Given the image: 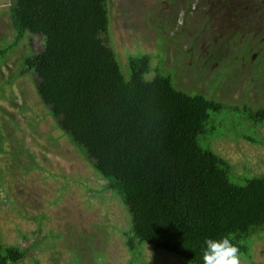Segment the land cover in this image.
Instances as JSON below:
<instances>
[{"label":"rangeland","instance_id":"rangeland-1","mask_svg":"<svg viewBox=\"0 0 264 264\" xmlns=\"http://www.w3.org/2000/svg\"><path fill=\"white\" fill-rule=\"evenodd\" d=\"M12 2L0 0V51L6 52L0 55V242L27 250L17 264H129L132 255L121 236L126 211L56 127L34 78L15 77L21 60L38 52L42 41L25 36L14 45ZM263 5L107 0L108 43L122 75L129 77V56L149 54L146 80L160 65L176 88L222 102L225 111L207 124L215 136L209 146L241 177L264 175V121L255 126L239 116L244 107L264 109ZM140 261L185 264L147 245ZM239 264H264V233L253 242L251 263Z\"/></svg>","mask_w":264,"mask_h":264},{"label":"trees","instance_id":"trees-1","mask_svg":"<svg viewBox=\"0 0 264 264\" xmlns=\"http://www.w3.org/2000/svg\"><path fill=\"white\" fill-rule=\"evenodd\" d=\"M9 17L14 45L25 36L42 41L15 77L34 78L56 127L126 211L129 264L141 262L145 245L203 264V240L222 235L251 263L253 242L264 233V175L235 176L210 149L215 136L207 124L224 104L176 88L160 65L146 80L149 54L128 57L126 79L108 43L107 0H13ZM241 113L255 126L264 121L263 108ZM26 254L0 242V264Z\"/></svg>","mask_w":264,"mask_h":264},{"label":"clouds","instance_id":"clouds-1","mask_svg":"<svg viewBox=\"0 0 264 264\" xmlns=\"http://www.w3.org/2000/svg\"><path fill=\"white\" fill-rule=\"evenodd\" d=\"M203 264H239V249L230 236L206 237L201 247Z\"/></svg>","mask_w":264,"mask_h":264},{"label":"flooded vegetation","instance_id":"flooded-vegetation-1","mask_svg":"<svg viewBox=\"0 0 264 264\" xmlns=\"http://www.w3.org/2000/svg\"><path fill=\"white\" fill-rule=\"evenodd\" d=\"M264 11V5L261 7V11ZM264 13V12H263ZM254 16V14L253 15H251V17H253ZM256 19H258V16H254L253 18H252V23L254 24L255 22H254V20H256ZM260 43H261V41H259ZM254 54V53H253ZM254 57V56H253Z\"/></svg>","mask_w":264,"mask_h":264}]
</instances>
